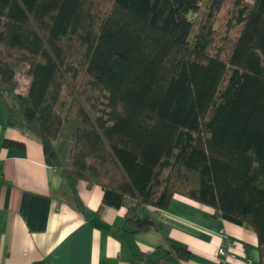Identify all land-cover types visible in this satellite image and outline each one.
Returning a JSON list of instances; mask_svg holds the SVG:
<instances>
[{
	"label": "trees",
	"instance_id": "1",
	"mask_svg": "<svg viewBox=\"0 0 264 264\" xmlns=\"http://www.w3.org/2000/svg\"><path fill=\"white\" fill-rule=\"evenodd\" d=\"M0 104L131 233L179 195L250 228L264 264V0H0Z\"/></svg>",
	"mask_w": 264,
	"mask_h": 264
},
{
	"label": "crops",
	"instance_id": "2",
	"mask_svg": "<svg viewBox=\"0 0 264 264\" xmlns=\"http://www.w3.org/2000/svg\"><path fill=\"white\" fill-rule=\"evenodd\" d=\"M101 198L98 186L48 167L35 139L6 126L0 104V264H216L218 247L221 264L258 262L253 231L209 206L179 195L165 209L140 205L153 227L131 233L125 206H102ZM167 240L188 258L174 256Z\"/></svg>",
	"mask_w": 264,
	"mask_h": 264
},
{
	"label": "rangeland",
	"instance_id": "3",
	"mask_svg": "<svg viewBox=\"0 0 264 264\" xmlns=\"http://www.w3.org/2000/svg\"><path fill=\"white\" fill-rule=\"evenodd\" d=\"M189 19L191 20V21H193V19H194V16H190L189 17ZM18 83H19V88H18V92H25V89L27 88V81L22 77V76H20V77H18ZM219 248V247H218ZM215 253H216V251H215ZM222 262V261H221Z\"/></svg>",
	"mask_w": 264,
	"mask_h": 264
},
{
	"label": "built area",
	"instance_id": "4",
	"mask_svg": "<svg viewBox=\"0 0 264 264\" xmlns=\"http://www.w3.org/2000/svg\"><path fill=\"white\" fill-rule=\"evenodd\" d=\"M226 255V251L224 250V248H222V247H219V248H217L216 249V256L218 257L216 260H217V262H216V264H221V259H220V257H224Z\"/></svg>",
	"mask_w": 264,
	"mask_h": 264
}]
</instances>
